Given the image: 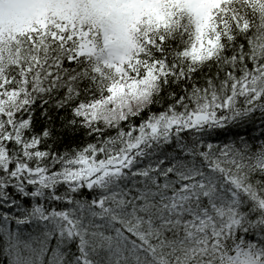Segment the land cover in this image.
<instances>
[{"label": "snow or ice", "instance_id": "obj_1", "mask_svg": "<svg viewBox=\"0 0 264 264\" xmlns=\"http://www.w3.org/2000/svg\"><path fill=\"white\" fill-rule=\"evenodd\" d=\"M0 264H264V0H0Z\"/></svg>", "mask_w": 264, "mask_h": 264}]
</instances>
